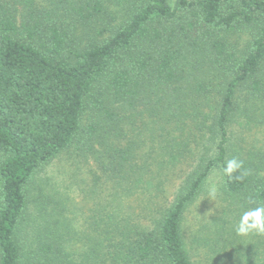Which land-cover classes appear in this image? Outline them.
<instances>
[{
	"label": "trees",
	"instance_id": "16d2710c",
	"mask_svg": "<svg viewBox=\"0 0 264 264\" xmlns=\"http://www.w3.org/2000/svg\"><path fill=\"white\" fill-rule=\"evenodd\" d=\"M60 158L74 193L37 179ZM209 181L212 243L185 223ZM249 198L264 0H0V264H264L233 230Z\"/></svg>",
	"mask_w": 264,
	"mask_h": 264
},
{
	"label": "clouds",
	"instance_id": "9594fccd",
	"mask_svg": "<svg viewBox=\"0 0 264 264\" xmlns=\"http://www.w3.org/2000/svg\"><path fill=\"white\" fill-rule=\"evenodd\" d=\"M220 172L229 181H243L249 175L244 162L236 156L226 159ZM206 193L209 200L215 201L219 194V186L214 181H209ZM233 230L240 237L253 234L264 235V202L249 198L246 204L241 205V211L238 220L233 225Z\"/></svg>",
	"mask_w": 264,
	"mask_h": 264
},
{
	"label": "rangeland",
	"instance_id": "374dc122",
	"mask_svg": "<svg viewBox=\"0 0 264 264\" xmlns=\"http://www.w3.org/2000/svg\"><path fill=\"white\" fill-rule=\"evenodd\" d=\"M63 158H60L58 160H54L49 166L45 168V170L42 173H39L37 175V179H44V178H53L55 180V184L58 183L59 186H71L69 187V192L75 191V185H73V179L70 177V171L73 172V167L68 171V163L67 161H63ZM65 167V168H64ZM66 171V174L62 172V169ZM72 194V193H71ZM220 202H215L213 204V201L211 200H204L202 202L198 203V207L192 208L190 212L187 215L186 218V226L187 231L190 232L192 229L196 230L199 227L206 229V233L202 236H207L206 238L210 243H212L214 240L212 238H215L213 236V227L214 222H212L213 218L219 217L221 214L220 211ZM230 218V217H229ZM231 219V218H230ZM206 226V227H205ZM242 249V248H241ZM228 252L231 251V248L228 247ZM201 256L203 254H200Z\"/></svg>",
	"mask_w": 264,
	"mask_h": 264
}]
</instances>
